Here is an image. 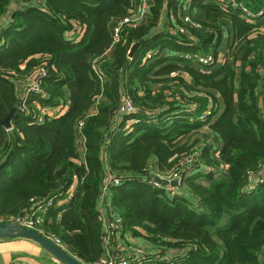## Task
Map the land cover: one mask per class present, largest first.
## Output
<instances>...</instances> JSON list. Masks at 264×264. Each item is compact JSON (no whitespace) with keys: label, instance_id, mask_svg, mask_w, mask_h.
Segmentation results:
<instances>
[{"label":"trees","instance_id":"obj_1","mask_svg":"<svg viewBox=\"0 0 264 264\" xmlns=\"http://www.w3.org/2000/svg\"><path fill=\"white\" fill-rule=\"evenodd\" d=\"M229 1L151 0L114 41L142 0H0V20L10 11L0 25V216L63 202L40 231L94 264L105 255L97 205L112 175L122 184L108 208L151 251L140 264H264V36L251 37L262 26ZM40 67V93L20 98ZM125 99L133 112H120ZM18 101L24 111L7 129ZM175 170L180 179L167 182Z\"/></svg>","mask_w":264,"mask_h":264},{"label":"built area","instance_id":"obj_2","mask_svg":"<svg viewBox=\"0 0 264 264\" xmlns=\"http://www.w3.org/2000/svg\"><path fill=\"white\" fill-rule=\"evenodd\" d=\"M150 1L151 0H142V6L137 12L131 14V16L123 20H120L116 23L112 31V37L114 41L118 40L120 32L123 29V26L130 25L132 27H135L138 23L141 22V20H143L145 16V9ZM229 3L230 4L233 3L232 4L233 7L237 8L239 12L241 13L242 17L245 18L248 22L256 23L261 20L264 22V8L254 13L242 4L235 3L233 1H229ZM184 22H189V19L187 17L184 18ZM198 60L202 64H208V62H210L211 60V57L207 56V57L200 58ZM46 75H47V71L44 67L38 68L26 82L22 97H26L27 95L31 93L39 94L41 90V82L46 77ZM20 109L24 111V107L22 105L20 106ZM47 110L48 109H46L43 115L45 114H47L48 116L54 115L53 113L50 114L49 111L47 112ZM133 111L134 109L132 105L130 104L129 100L125 99L123 107L121 108L120 112L121 113H131ZM82 126H83V122L80 121L77 124L78 132L81 131ZM79 144H82L81 140H79ZM193 159H194L193 156L186 158L183 162L179 163L178 167L183 168L185 165L190 164L193 161ZM162 178L163 177H161L159 174L154 173L153 181H150V183L154 187H157L158 183L156 179H162ZM164 179H166L167 182H170L173 184L175 180L180 179L179 172L175 170L168 177ZM121 184H122L121 181L112 175H107L102 180L101 196H100V200L97 205V211H98V219L103 229L102 241H103V246L105 249V255L98 262L94 264H130L131 262H134V261L141 262L149 257V256L146 257V255L149 253L146 252V250L143 248L132 250V253L127 258H122L118 255L108 253L110 242L112 238L114 237L116 230L120 226L121 220L118 217V215L110 211V209L108 208L109 203L107 202L105 197L109 193L111 188L119 187ZM54 205H55L54 198H48L46 200L44 199L43 201L35 203L27 212H25L22 215H18L15 217L0 216V223L2 222L14 223L22 227L37 231L41 233L42 235H44L40 231V225L42 223L44 214L47 212L49 208L53 207ZM45 237L49 239L50 241H52L54 244L60 247L62 246L61 243L57 239H54L53 237H50V236H45ZM158 259L160 261L163 260L162 257H158Z\"/></svg>","mask_w":264,"mask_h":264},{"label":"crops","instance_id":"obj_3","mask_svg":"<svg viewBox=\"0 0 264 264\" xmlns=\"http://www.w3.org/2000/svg\"><path fill=\"white\" fill-rule=\"evenodd\" d=\"M9 13L10 11L6 14L4 18L0 20V25L6 23L10 19ZM256 23L257 25H261L262 27L260 28L264 30V26H263L264 22L262 20ZM23 91H24V85L21 86L20 98H22ZM45 111L46 109H42L40 112L41 115H43ZM48 111L50 114L53 113L54 115L58 113L57 109L54 110L48 109L47 112ZM79 146L80 148L82 147L81 144H79ZM74 188L75 185L69 191L68 193L69 196L72 195ZM62 204L63 202L59 201L56 203L55 206H60ZM145 247H147V245H146V241L143 238L132 237L129 233L122 232L120 225L110 242L108 253L118 255L122 258H127L132 253V250L145 248ZM61 248L69 252L64 246H61ZM260 258L264 260V248L260 253ZM135 262L136 261L131 262L130 264H134ZM140 263L141 262H136L135 264H140ZM0 264H62V263H60L56 258H54L52 255H50L48 252L42 249V247H40V245H38L34 241L23 238H12V239L0 238Z\"/></svg>","mask_w":264,"mask_h":264},{"label":"water","instance_id":"obj_4","mask_svg":"<svg viewBox=\"0 0 264 264\" xmlns=\"http://www.w3.org/2000/svg\"><path fill=\"white\" fill-rule=\"evenodd\" d=\"M143 40L134 44L131 53ZM20 106V101L17 102L15 108L9 113L5 120L1 121V124L4 125L7 129H10V118L16 112ZM0 238L3 239H12V238H23L36 242L42 249L56 258L62 264H84L82 261L78 260L76 257L71 255L69 252L63 250L60 246L54 244L52 241L47 239L41 233L22 227L20 225L2 222L0 223Z\"/></svg>","mask_w":264,"mask_h":264},{"label":"rangeland","instance_id":"obj_5","mask_svg":"<svg viewBox=\"0 0 264 264\" xmlns=\"http://www.w3.org/2000/svg\"><path fill=\"white\" fill-rule=\"evenodd\" d=\"M260 29H261V28H260ZM260 29H259V32H257V34H253V35H252L254 38H260V37L263 36V34H264V30H262V29L260 30ZM254 35H255V36H254ZM227 41H228V40L226 39L225 43L222 45V50H223V51H225L226 48H227V47H226V46H227V44H226ZM207 56H209V55H205V57H207ZM198 59H200V58H198ZM220 59H221V57H220ZM218 62H219V61H218ZM220 62H221V60H220ZM220 62H219V63H220ZM206 132H207V129H205V128L202 129L201 131H199V133H201L202 135H205ZM202 141H205V142H206V141H208V140H202Z\"/></svg>","mask_w":264,"mask_h":264}]
</instances>
